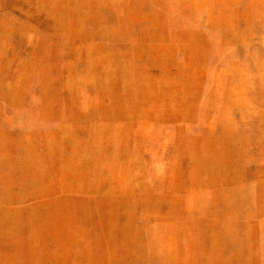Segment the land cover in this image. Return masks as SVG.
I'll return each instance as SVG.
<instances>
[{"label": "rangeland", "instance_id": "obj_1", "mask_svg": "<svg viewBox=\"0 0 264 264\" xmlns=\"http://www.w3.org/2000/svg\"><path fill=\"white\" fill-rule=\"evenodd\" d=\"M0 264H264V0H0Z\"/></svg>", "mask_w": 264, "mask_h": 264}]
</instances>
